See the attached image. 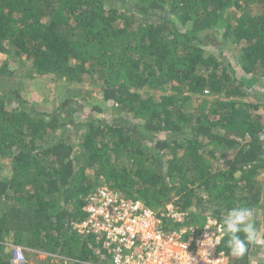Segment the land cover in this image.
Masks as SVG:
<instances>
[{
  "label": "trees",
  "instance_id": "obj_1",
  "mask_svg": "<svg viewBox=\"0 0 264 264\" xmlns=\"http://www.w3.org/2000/svg\"><path fill=\"white\" fill-rule=\"evenodd\" d=\"M1 56L0 264L13 246L43 264H107L80 227L99 186L184 214L164 223L185 236L207 215L264 209V0H0ZM27 80L95 85L75 145L50 92L29 107L11 94ZM102 106L123 118L101 119ZM220 248L251 264L253 244L241 259Z\"/></svg>",
  "mask_w": 264,
  "mask_h": 264
},
{
  "label": "built area",
  "instance_id": "obj_2",
  "mask_svg": "<svg viewBox=\"0 0 264 264\" xmlns=\"http://www.w3.org/2000/svg\"><path fill=\"white\" fill-rule=\"evenodd\" d=\"M83 211L85 219L80 227L102 239L108 252L107 264H187L188 254L193 257L190 264H230L220 248L222 241L219 247L207 249L208 259L200 252L199 242L218 232L217 226L203 227L211 215L205 216L198 231L191 230L185 236L182 231L168 230L164 223L165 217L180 223L184 214L173 210L158 214L140 200L128 199L104 186L93 190ZM10 263H26L20 247L13 246Z\"/></svg>",
  "mask_w": 264,
  "mask_h": 264
},
{
  "label": "rangeland",
  "instance_id": "obj_3",
  "mask_svg": "<svg viewBox=\"0 0 264 264\" xmlns=\"http://www.w3.org/2000/svg\"><path fill=\"white\" fill-rule=\"evenodd\" d=\"M218 43H216V47H210L214 52H226V55H230L232 58V61H235V49L232 46V44L230 43H226V44H222V46L217 47ZM229 56V57H230ZM1 60L4 58L3 56L0 57ZM23 72V71H22ZM20 74H18L19 76ZM16 75V77H18ZM22 78H24V74L21 75ZM244 78V76L240 75L239 78ZM245 79V78H244ZM22 81H26L24 79H22ZM65 84V85H64ZM64 85V86H63ZM67 86V87H66ZM49 88H47L44 85V81L39 80V81H29L27 80V83H23L20 85V89H18L16 92H11V94H14L15 96L18 95L19 93V97L21 95V97L23 99H25L27 101V107L31 105H36L37 103H39L40 100H42V96L44 95L45 92H50L51 95L49 97V109L54 112L55 115L57 116H61V117H69L68 121L70 122V132L66 133L67 136L71 137L70 142L75 145V143L78 140L79 137V132L84 128L83 123H85L86 121H88V119L92 118V115L94 116L95 114L92 112V106L96 105V104H101L100 101V96H99V92L97 94L94 93V88L95 85L89 84V85H81L78 83H74L73 85H67L65 82L63 81H56L53 82L52 86H48ZM59 87H64L66 88H70L72 90H76L73 91L74 94H78L75 96H70L69 94L67 95H63L60 96L59 101L57 100H53V94H57V89ZM62 89V88H61ZM49 90V91H48ZM56 92V93H55ZM57 96V95H56ZM255 99L259 97H254ZM53 100V101H52ZM9 102L13 104H17V102H15L14 99H10L8 100ZM256 101V100H255ZM258 101V100H257ZM256 101V102H257ZM53 102V103H52ZM103 112L102 113H98V117H100L101 119L105 120V121H109L110 123L115 120V118L119 119V118H123L121 116H119L118 114H116L114 111L110 110L107 107L102 106ZM137 123L134 122V125H132L131 129H135ZM64 127H61V130H63ZM61 132H59L60 134ZM6 161V160H4ZM4 174L7 175V169L4 170ZM3 173V172H2ZM260 178H264V175L260 176ZM263 216L264 215V209H258L257 211H255V213H253V220L256 221L257 219V215ZM260 218V217H259ZM260 231L263 232L264 231V225L262 220L260 221ZM185 239V238H184ZM24 251V250H23ZM25 254V258L27 261L31 262L32 264H43L46 262V258L43 255H36V256H32L30 254H28L27 252L24 253ZM49 264H59V259L57 258H52L50 259V261L48 262Z\"/></svg>",
  "mask_w": 264,
  "mask_h": 264
},
{
  "label": "clouds",
  "instance_id": "obj_4",
  "mask_svg": "<svg viewBox=\"0 0 264 264\" xmlns=\"http://www.w3.org/2000/svg\"><path fill=\"white\" fill-rule=\"evenodd\" d=\"M259 139L264 141V133L259 134ZM210 225L217 226L218 232H213L199 242L201 248L200 252L205 253L207 259L209 256L207 249L219 247L221 241H225V247L232 257L241 259L247 254L249 246L254 244L257 240L258 234L253 220V212L248 207H233L226 215L221 217L220 220L210 217L203 227L212 228ZM186 254L188 253L186 252ZM43 256L45 257V255ZM52 258L61 259L59 257ZM192 260L193 257L188 254L187 264H190Z\"/></svg>",
  "mask_w": 264,
  "mask_h": 264
},
{
  "label": "crops",
  "instance_id": "obj_5",
  "mask_svg": "<svg viewBox=\"0 0 264 264\" xmlns=\"http://www.w3.org/2000/svg\"><path fill=\"white\" fill-rule=\"evenodd\" d=\"M260 217V218H259ZM263 216L257 215L256 221H254L257 229V240L253 244L251 253V264H264V231L261 232L260 221Z\"/></svg>",
  "mask_w": 264,
  "mask_h": 264
}]
</instances>
